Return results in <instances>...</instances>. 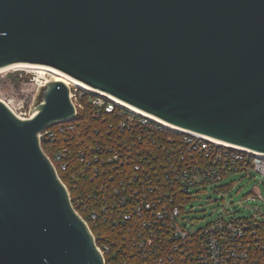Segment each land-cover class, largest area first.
I'll use <instances>...</instances> for the list:
<instances>
[{"label":"water","instance_id":"obj_1","mask_svg":"<svg viewBox=\"0 0 264 264\" xmlns=\"http://www.w3.org/2000/svg\"><path fill=\"white\" fill-rule=\"evenodd\" d=\"M22 64L264 154V0H0V68ZM70 92L27 118L0 98V264H106L39 138Z\"/></svg>","mask_w":264,"mask_h":264},{"label":"built area","instance_id":"obj_2","mask_svg":"<svg viewBox=\"0 0 264 264\" xmlns=\"http://www.w3.org/2000/svg\"><path fill=\"white\" fill-rule=\"evenodd\" d=\"M90 92L71 86L75 116L50 125L39 138L41 145L64 141L53 157L46 153L58 175L57 165L69 169L73 159L84 165L91 188L80 191L75 184L72 196L64 184L92 226L100 218L112 226L113 237L101 230L95 235L84 218L106 264H264V220L223 216L192 231L183 218L197 187L240 173L264 182L263 153L170 129L117 98ZM95 202L101 214L91 207Z\"/></svg>","mask_w":264,"mask_h":264},{"label":"rangeland","instance_id":"obj_3","mask_svg":"<svg viewBox=\"0 0 264 264\" xmlns=\"http://www.w3.org/2000/svg\"><path fill=\"white\" fill-rule=\"evenodd\" d=\"M52 79L51 72L34 67L1 70L0 98L19 116L30 117L40 101L42 88ZM193 191L195 194L183 214L192 231L223 216L227 219L256 216L264 220V182L258 175L232 174Z\"/></svg>","mask_w":264,"mask_h":264},{"label":"trees","instance_id":"obj_4","mask_svg":"<svg viewBox=\"0 0 264 264\" xmlns=\"http://www.w3.org/2000/svg\"><path fill=\"white\" fill-rule=\"evenodd\" d=\"M90 94H92L93 96H98L99 94L95 93V92H90ZM64 141L63 143H61L60 145H50L47 141H43L42 146L43 149L45 150V152L50 156L53 157L54 152L56 151V149H58L61 145H64ZM74 148V145H73ZM57 168L59 170V175L61 177V179L63 180L64 183H66L69 188L71 189V194L72 196H74V192L72 190L73 185H78L79 190L81 191L83 189V185H89L90 188L92 186L89 178H87V176H84V174L82 173V170L84 168V165L82 163H80L78 160L73 159L71 161V165L69 169L63 170L61 168V166L57 165ZM74 174V175H73ZM92 208L97 209L98 212L101 214V208L99 207L98 203H93V205H91ZM82 215L84 216V218L86 220H88V222L91 224L90 220H89V215L87 211H81ZM92 230L95 233V235H98V231L101 230L103 231L106 235H108L109 237H113L114 236V231L112 230V226L110 224H108L106 221L103 220V218H100L99 221V226L98 227H94L92 226ZM97 239L101 245V241H100V237L97 236ZM117 251V249L115 247H112L111 250V254H115ZM107 260H108V256L106 255Z\"/></svg>","mask_w":264,"mask_h":264},{"label":"bare ground","instance_id":"obj_5","mask_svg":"<svg viewBox=\"0 0 264 264\" xmlns=\"http://www.w3.org/2000/svg\"><path fill=\"white\" fill-rule=\"evenodd\" d=\"M24 67L25 68L34 67V68H39V69L44 70V71H49V72H51L53 74L54 80H62L64 82H66L67 84H69V86L70 85H74L76 87H80V88H85V89L91 90V88L88 87V86H86L85 84H82L81 82H79L77 80H74V79L70 78L69 76L63 74L62 72H60V71H58V70H56V69H54L52 67H49V66H43V65H24V64H22V65H13V66L6 67V68H0V71L1 70L4 71V70H8V69H15V68H24ZM128 106L131 109H133V110H139V109H137V108H135L133 106H130V105H128ZM155 118L157 120L161 121L165 126H167L170 129H173V130H184V129H181V128L176 127L174 125H171V124H169V123H167V122H165V121H163V120H161V119H159L157 117H155Z\"/></svg>","mask_w":264,"mask_h":264}]
</instances>
